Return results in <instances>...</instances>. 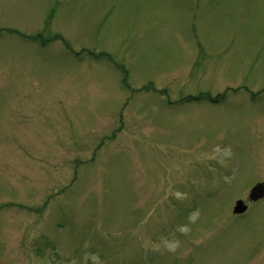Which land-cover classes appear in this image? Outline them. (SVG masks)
Returning a JSON list of instances; mask_svg holds the SVG:
<instances>
[{"label":"rangeland","instance_id":"1","mask_svg":"<svg viewBox=\"0 0 264 264\" xmlns=\"http://www.w3.org/2000/svg\"><path fill=\"white\" fill-rule=\"evenodd\" d=\"M255 182L264 0H0V264H264Z\"/></svg>","mask_w":264,"mask_h":264},{"label":"water","instance_id":"2","mask_svg":"<svg viewBox=\"0 0 264 264\" xmlns=\"http://www.w3.org/2000/svg\"><path fill=\"white\" fill-rule=\"evenodd\" d=\"M261 198H264V188L262 184H256L251 188L248 194V201H256ZM245 210V205L241 201H237L233 207V213L234 214H239L242 213Z\"/></svg>","mask_w":264,"mask_h":264},{"label":"flooded vegetation","instance_id":"3","mask_svg":"<svg viewBox=\"0 0 264 264\" xmlns=\"http://www.w3.org/2000/svg\"><path fill=\"white\" fill-rule=\"evenodd\" d=\"M256 183H258V182H255V183H253V184H256ZM252 184V185H253ZM251 187V186H250ZM241 198L242 197H240V198H237L235 201H234V203L236 202V201H238V200H241ZM261 201H263V200H261ZM261 201H257V202H255V203H247V210L243 213V214H240V215H233V217L234 218H238V217H240V216H243L247 211H248V206H250V205H252V204H257V203H259V202H261Z\"/></svg>","mask_w":264,"mask_h":264}]
</instances>
